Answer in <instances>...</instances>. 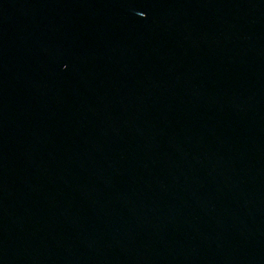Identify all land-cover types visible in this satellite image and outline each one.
<instances>
[{
  "label": "water",
  "instance_id": "95a60500",
  "mask_svg": "<svg viewBox=\"0 0 264 264\" xmlns=\"http://www.w3.org/2000/svg\"><path fill=\"white\" fill-rule=\"evenodd\" d=\"M0 264H264V0H0Z\"/></svg>",
  "mask_w": 264,
  "mask_h": 264
}]
</instances>
